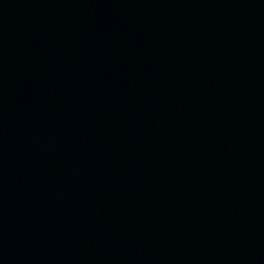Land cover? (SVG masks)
<instances>
[{
	"label": "water",
	"instance_id": "water-1",
	"mask_svg": "<svg viewBox=\"0 0 264 264\" xmlns=\"http://www.w3.org/2000/svg\"><path fill=\"white\" fill-rule=\"evenodd\" d=\"M0 264H264V0H0Z\"/></svg>",
	"mask_w": 264,
	"mask_h": 264
}]
</instances>
